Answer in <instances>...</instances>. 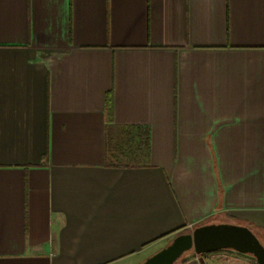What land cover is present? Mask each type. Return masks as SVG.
I'll return each mask as SVG.
<instances>
[{"label": "crops", "instance_id": "crops-1", "mask_svg": "<svg viewBox=\"0 0 264 264\" xmlns=\"http://www.w3.org/2000/svg\"><path fill=\"white\" fill-rule=\"evenodd\" d=\"M132 127L147 162L112 165ZM220 223L264 242V0H0V264H142Z\"/></svg>", "mask_w": 264, "mask_h": 264}, {"label": "water", "instance_id": "water-1", "mask_svg": "<svg viewBox=\"0 0 264 264\" xmlns=\"http://www.w3.org/2000/svg\"><path fill=\"white\" fill-rule=\"evenodd\" d=\"M224 250L251 256L256 264H264V246L258 238L244 226L225 223L202 225L180 234L142 264H176L186 252L200 256Z\"/></svg>", "mask_w": 264, "mask_h": 264}, {"label": "trees", "instance_id": "trees-1", "mask_svg": "<svg viewBox=\"0 0 264 264\" xmlns=\"http://www.w3.org/2000/svg\"><path fill=\"white\" fill-rule=\"evenodd\" d=\"M128 129L124 133L123 140L119 141L116 145V153L111 154L109 149L106 150V155L112 165L124 166V167H134L140 166L147 162L149 156V138L148 131H142L138 127L126 128ZM111 158V159H110ZM218 252H231L238 256L245 257L248 255H241L233 251H218ZM217 252V253H218ZM216 253V252H215ZM209 254H203L201 256H206ZM251 257V256H250ZM252 258V257H251ZM254 264L255 260L252 258ZM184 260L179 264H183Z\"/></svg>", "mask_w": 264, "mask_h": 264}, {"label": "rangeland", "instance_id": "rangeland-1", "mask_svg": "<svg viewBox=\"0 0 264 264\" xmlns=\"http://www.w3.org/2000/svg\"><path fill=\"white\" fill-rule=\"evenodd\" d=\"M249 230L258 238L260 243L264 246V242H263V240H261V238L258 236V234L256 232H254L253 230H251V229H249ZM192 254H193L192 251L186 252L185 254H183L181 259L176 264H179L181 261H183L184 259H186L188 256H190ZM242 258H244V260H246L249 264H254V262H253V260H252V258L250 256H245V257H242Z\"/></svg>", "mask_w": 264, "mask_h": 264}]
</instances>
